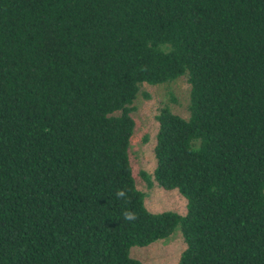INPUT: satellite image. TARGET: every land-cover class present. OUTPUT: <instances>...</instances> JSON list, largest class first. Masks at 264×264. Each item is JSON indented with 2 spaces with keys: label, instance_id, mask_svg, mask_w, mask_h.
<instances>
[{
  "label": "trees",
  "instance_id": "obj_1",
  "mask_svg": "<svg viewBox=\"0 0 264 264\" xmlns=\"http://www.w3.org/2000/svg\"><path fill=\"white\" fill-rule=\"evenodd\" d=\"M181 74L152 176L185 210L153 211L130 103ZM175 228L178 264H264V0H0V264H141Z\"/></svg>",
  "mask_w": 264,
  "mask_h": 264
},
{
  "label": "rangeland",
  "instance_id": "obj_2",
  "mask_svg": "<svg viewBox=\"0 0 264 264\" xmlns=\"http://www.w3.org/2000/svg\"><path fill=\"white\" fill-rule=\"evenodd\" d=\"M188 91L185 74L160 83L142 82L130 103L133 127L127 146L128 161L135 186L143 193L144 205L149 210L171 209L179 213L185 210V200L176 189H164L153 179L155 160L152 148L157 129L155 116L159 108L166 106L171 112L186 117ZM142 172L147 175L146 179ZM183 246L181 233L175 228L166 237L147 245L131 246L129 253L141 264H178Z\"/></svg>",
  "mask_w": 264,
  "mask_h": 264
},
{
  "label": "clouds",
  "instance_id": "obj_3",
  "mask_svg": "<svg viewBox=\"0 0 264 264\" xmlns=\"http://www.w3.org/2000/svg\"><path fill=\"white\" fill-rule=\"evenodd\" d=\"M118 195L119 196H123L124 193L123 192H119ZM126 216H127L128 219H132L133 218L130 214H126Z\"/></svg>",
  "mask_w": 264,
  "mask_h": 264
}]
</instances>
